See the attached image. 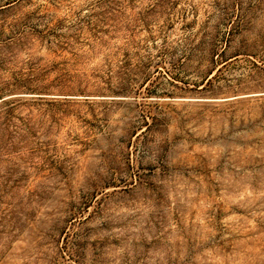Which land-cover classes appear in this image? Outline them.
Listing matches in <instances>:
<instances>
[{
    "label": "rangeland",
    "instance_id": "374dc122",
    "mask_svg": "<svg viewBox=\"0 0 264 264\" xmlns=\"http://www.w3.org/2000/svg\"><path fill=\"white\" fill-rule=\"evenodd\" d=\"M0 264H264V0H0Z\"/></svg>",
    "mask_w": 264,
    "mask_h": 264
}]
</instances>
